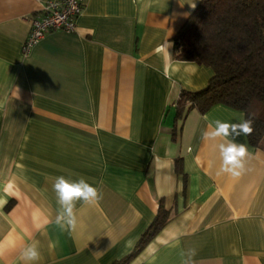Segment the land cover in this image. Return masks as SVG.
<instances>
[{"label": "crops", "instance_id": "crops-1", "mask_svg": "<svg viewBox=\"0 0 264 264\" xmlns=\"http://www.w3.org/2000/svg\"><path fill=\"white\" fill-rule=\"evenodd\" d=\"M43 1L0 0V264H25L32 243V264H111L159 205L168 221L128 264H182L190 249L195 264H264V148L235 137L249 155L233 177L220 172L219 141L203 136L243 112L193 108L172 138L179 92L203 88L212 70L154 49L171 53L200 0H83L74 31H50L24 52ZM58 176L83 177L102 196L76 202L74 231L55 222ZM165 230L177 237L167 246L156 243Z\"/></svg>", "mask_w": 264, "mask_h": 264}, {"label": "trees", "instance_id": "trees-1", "mask_svg": "<svg viewBox=\"0 0 264 264\" xmlns=\"http://www.w3.org/2000/svg\"><path fill=\"white\" fill-rule=\"evenodd\" d=\"M174 59L211 68L206 85L196 91L181 90L175 102L172 138L175 139L189 110L206 111L224 104L252 121L250 146L264 148V0H200L171 39ZM174 170H181L180 157ZM169 219L159 205L134 248L111 264H128Z\"/></svg>", "mask_w": 264, "mask_h": 264}, {"label": "clouds", "instance_id": "clouds-1", "mask_svg": "<svg viewBox=\"0 0 264 264\" xmlns=\"http://www.w3.org/2000/svg\"><path fill=\"white\" fill-rule=\"evenodd\" d=\"M190 6L195 9L196 3L193 2ZM154 53L163 54L165 57L171 54L165 44L158 45L154 49ZM251 125L252 121L247 119L239 123H229L217 119L209 125L210 130L203 132L204 138L219 141L217 148L221 159L220 172L239 177L244 171L245 162L249 155L248 146L246 143L235 142V137L251 135L253 132ZM52 188L60 209L55 222L62 229L69 231H74L78 223L74 212L76 202L82 201L86 204H92L102 198L100 190L88 183L83 177L78 180H71L65 176H58L55 178ZM5 203L6 201L0 200V206ZM176 238L175 232L169 233L165 230V235L156 237V243L167 246L170 241ZM0 254H2V247H0ZM185 255L187 258L182 260V264H195L193 260L196 255L195 249L188 250L186 254L181 253L182 257ZM39 258L40 253L36 243L27 245L21 252V259L25 264H32Z\"/></svg>", "mask_w": 264, "mask_h": 264}, {"label": "built area", "instance_id": "built-area-1", "mask_svg": "<svg viewBox=\"0 0 264 264\" xmlns=\"http://www.w3.org/2000/svg\"><path fill=\"white\" fill-rule=\"evenodd\" d=\"M83 0H44L39 11L30 19V29L22 49L27 52L40 38L53 30H75Z\"/></svg>", "mask_w": 264, "mask_h": 264}]
</instances>
